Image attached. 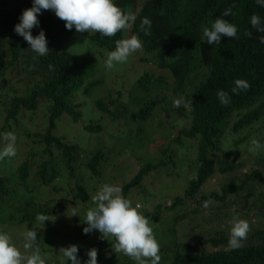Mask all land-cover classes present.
<instances>
[{"label":"trees","instance_id":"1","mask_svg":"<svg viewBox=\"0 0 264 264\" xmlns=\"http://www.w3.org/2000/svg\"><path fill=\"white\" fill-rule=\"evenodd\" d=\"M114 3L135 15L132 28L114 37L95 33L90 39L89 52L72 59L69 50L62 46L68 40L64 24H58L61 32H58L56 25L47 32L46 28L41 29L42 23L46 26L47 22H63L50 10L41 11L38 15L39 27L32 29L34 36L40 30L45 32L50 49L46 56H37L26 49L24 45L29 47L27 42L22 46L16 41L8 45L6 37L14 28V19L19 20L23 10L32 7L33 0H0V117L4 120L0 133L13 132L20 116L35 111L42 103L46 102L41 105L43 108L48 106V102L51 103L49 129L39 142L43 148L32 151L9 174L5 170L7 165L2 164L6 174H0V208L15 209L23 216V221L32 223L36 221L38 213L60 212L64 208L65 198H61L60 206L55 209L39 203L36 198L43 193L42 189L49 188L60 177L66 176V185L74 184V199L86 202L90 198L92 181L111 174L117 163L109 161L104 150L84 160L77 145L56 137L52 130L62 114L69 115L74 122L81 119L82 113L78 105H74V94L82 92L89 95L104 85V80H92L98 68L96 61L103 55L102 50L110 52L115 49L117 39L136 34L142 41L143 52L150 55V59L141 58V61L170 71L174 79L169 99L162 95L151 100L141 115L147 117L153 112L161 127L166 124L172 126L173 131L165 137H158L150 146L151 150L158 147V160L134 173L130 183L123 188L126 193L144 191V183L152 173L164 167L180 165L183 150L190 157L187 162L194 161L189 170L197 171V177L185 183L181 196L170 199L166 204L160 202L153 213L145 215L149 223L162 220L165 231L174 239L172 248L167 251L160 248V253L165 254L163 261H168V264H264V229H256L252 242L244 249L229 250L225 230L207 234L194 227V217L204 211L205 201L213 202L214 209L220 211L224 207L221 209L215 201L226 202L230 195L240 196L251 181L264 187V156L249 151L254 138L250 141V133L236 138L240 131L251 130L264 115V43L259 40L264 33L256 32L250 25L253 14L264 18V7L258 5L256 0H114ZM230 7L233 14L224 18L237 26L238 38L223 37L219 45L204 42L203 26H210L211 21ZM145 17L151 20L150 35L141 31V22ZM246 30L252 31L251 38L245 35ZM9 53L11 58H8ZM102 59L105 60V56ZM12 66L17 69V74L13 72L14 68L8 70ZM236 79L246 80L250 87L234 94L232 88ZM152 83L153 77L148 74L141 87L148 89ZM218 90L228 93L231 98L229 104L220 103ZM179 98H183L189 106L175 108L174 101ZM116 102L109 96L99 100L97 106L103 112L110 113L115 120L117 117L109 107ZM234 113L242 117L232 126L234 134L227 135V127ZM161 114L164 117L158 121ZM186 122H189V128H184L170 141L172 134ZM90 130L100 133L102 127L91 126ZM108 131V135L116 133ZM130 134V140L125 144L127 148L136 146L135 135ZM259 141L264 144V138ZM169 143L175 144V148ZM238 149L242 155H229L231 150ZM34 155L39 160L33 159ZM48 155L62 158V167L55 161L44 163L43 158ZM239 160V163H235ZM248 161H252L253 165L247 164ZM244 167H249L246 174L240 173ZM84 172L91 174L88 182L83 175L78 176ZM217 176L231 179L223 184L221 192L203 194L206 185ZM55 191L63 190L55 187ZM261 196L264 207V193ZM245 197L253 196L248 194ZM190 207L191 212L188 211ZM257 207L258 202L255 210ZM177 209L179 212L175 217H163V213L170 215ZM183 221H186L185 225H181ZM192 227L196 230L195 234ZM153 232L157 234L156 228ZM187 235H192L195 243L183 241L181 236Z\"/></svg>","mask_w":264,"mask_h":264},{"label":"rangeland","instance_id":"2","mask_svg":"<svg viewBox=\"0 0 264 264\" xmlns=\"http://www.w3.org/2000/svg\"><path fill=\"white\" fill-rule=\"evenodd\" d=\"M128 36L129 35H126V38H128ZM90 46L91 44H87L75 35L64 45V48L77 55H85L89 52L87 49H89ZM101 53L103 54L102 57L105 56V60L99 57V60L96 61L98 68L92 80L103 79L105 81L104 85L94 89V91L87 96H84L82 92L76 93L74 105H78V110L82 113L81 119L78 122H74L69 115L63 114L57 121V128L54 134L63 138L67 143L77 145L79 149L82 150L81 158L84 160H87L100 150L106 151L108 154L107 157L110 158L109 161L111 160L117 163L116 167L112 170L111 174H107L105 178L92 181L90 186V198L86 202L78 201L73 203L72 188L74 184L66 185V176L60 177L53 185L63 188L62 192L54 191L51 186L42 189L46 193L40 194L39 196L37 195L36 198L39 203L46 204L48 208H50L52 204L59 203L61 198H65L63 201L64 208L60 212H49L48 215L52 216L50 217L51 221H45L44 225L37 220L32 223L23 221V216L20 213H16L15 209L4 208V206L0 208V230L7 232L12 237L14 243L20 248L22 253L24 249L22 247L23 240L21 233L27 229H34L37 231V240L41 250L40 254L45 259L46 264H67L66 258L59 253V249L71 244L78 245V257L81 260V264H84L88 259L86 255L87 250L93 247L98 250V264H136L134 260L124 254L115 253L113 251L112 246L115 242L113 237L109 236L107 239H101V233L98 231H92L88 234L83 233V228L86 227V211L94 206L93 197L104 184L119 186L122 189V194L130 199L133 205L139 204L141 206L139 209L140 212L146 215L149 212L153 213L160 202L166 204L170 199L181 196L184 191L183 188L185 183L197 177L196 170H189L190 163L187 162V159L190 157L188 153L183 150L184 152L181 153L179 167H164V169L157 173H152L144 183V191L125 192L123 187L130 183L134 177V173L137 174L142 167L150 163H155L156 160H158V147L157 149L151 150L150 146L153 145L158 137H165L172 133L173 130L172 126L166 124L161 127L157 122L156 115H153V112L147 117L141 115L142 110L146 108L151 100L161 98L159 94H155L150 90H143L138 85L140 78L147 68L146 64L141 61V58L150 59V55L145 54L143 49H141L131 55L127 62L114 64L112 69H108L105 66V61L109 52L102 50ZM16 70L17 69L14 68L13 72L17 74ZM158 76L160 75L158 74ZM162 86H167V83H162ZM117 91H123L124 96L126 95V100L123 99L126 108H123V110L130 112L121 123L112 119L109 114L103 112L97 106L99 100L105 99L106 95H110L112 92L116 94ZM50 107L51 103L48 102L47 107L43 108V106H40L39 109L33 112H27L26 115L21 116L18 123H15L13 132L17 136V154L14 157L0 160V174L5 175V170L8 174L11 173L16 165L21 164L27 158L29 152L43 148V145H34L29 135L44 132L47 122L49 123ZM138 110L139 112L137 113ZM163 117L164 116L161 114L160 120L158 121H161ZM3 121V118L0 117V127L3 125ZM91 123L102 127L112 126L117 123L116 125L117 128L120 129V132L111 135H108L110 133L108 130H105L101 134L92 132L86 128V126ZM177 123H179V120ZM188 127L189 122H186V124L180 126L179 129L172 134L169 140L173 141L181 130ZM251 129H253V132L250 133V141L253 138L258 141L264 138V115L251 127ZM130 132L135 135L136 146H128L127 148L125 144L130 140ZM120 133L122 135H120ZM247 133L246 131H242L236 134V138L239 139L240 137H244ZM4 143L3 139H1L0 148L4 146ZM169 144L174 148L176 146L173 143ZM255 154L264 156V148L255 152ZM229 155L238 157L242 155V152L240 149L231 150ZM3 162L7 165L5 170L2 168ZM239 162L240 160L235 163ZM56 163L58 166L62 167L60 160H56ZM249 165H253V162L251 161ZM248 170L249 167L241 168L240 173L246 174ZM83 174L85 175V181L88 182L91 174L86 172ZM78 176L81 175L78 174ZM230 179V177L225 178L217 176L211 183L209 181L210 184L204 194H210L216 191L221 192L223 184L228 183ZM258 187L259 185L257 183H251L243 196L229 198L225 202V209L220 211H216L214 209L215 205L209 203L208 208L204 207L205 209L203 212L195 215L194 226L197 225L199 231H204L207 234L221 230H225L226 233L229 234L230 225L228 222L233 215L238 214L240 218L249 222L250 231L248 234L254 232L258 228L263 229L264 216L260 213H264L263 204L261 202V200H263L261 194L264 192L258 193ZM248 192H254L255 195L258 193V201H256L255 196L251 199H245L244 196H246ZM158 197H160V200ZM154 198L156 199L153 200ZM149 199L150 201L147 202ZM257 202V208H259L260 213L254 208ZM69 206L78 209V216L68 217L65 215ZM56 208H58V206H56ZM191 209L192 207H190L188 211L191 212ZM178 212L179 210L177 209L176 212L170 215L163 213V217H166V219L169 217L173 218ZM227 213H229L230 216H225ZM66 214L70 215L71 209H69ZM184 222L186 221L181 222V225H185ZM150 226L153 231L156 228L157 234L154 236L159 247L162 249L165 248V251H167L168 248H172L171 242L174 239L172 240V238L169 237V233L165 231L164 222L159 220L158 222L150 223ZM192 233H196L193 227ZM91 234L94 235L91 236ZM181 237L183 241L194 242L192 240V235ZM159 254L162 264V258L165 257V254L161 255L160 252ZM69 264H71L70 261Z\"/></svg>","mask_w":264,"mask_h":264},{"label":"clouds","instance_id":"3","mask_svg":"<svg viewBox=\"0 0 264 264\" xmlns=\"http://www.w3.org/2000/svg\"><path fill=\"white\" fill-rule=\"evenodd\" d=\"M256 3L264 7V0H256ZM233 7H235V5H233ZM42 10L53 11L56 17L63 21L56 23L47 22L46 26H43V23L41 25V29L46 28V32L48 30H52V26L56 25L59 29L58 32H61L60 26L58 24H64L66 31L68 32V40L64 41L62 46H64L75 35L87 44H90V39L95 33H99L100 35L106 37H114L122 31L130 30L136 19L135 15L131 11L125 12L114 3V0H33L32 7L23 10L19 20L14 19L12 26L14 28L6 37L8 45H11L16 41L20 46H22L25 44V42H27L29 47H26L25 45L24 47L29 51H32V53H35L37 56H46L48 54L50 49L48 47L45 32L40 30L37 35L34 36L32 34V29L39 27L40 21L38 19V15ZM232 14L231 7L225 9L221 16L216 17L213 21H211L210 26H203L202 38L204 42H207L209 45H219L223 37L238 38L237 26L228 19L224 18L229 17ZM250 25L251 28L255 29L256 32L264 33V18H261L258 14H253L251 16ZM145 26H147V28ZM150 27L151 20L145 17L141 22V31H144L145 35H150ZM245 35L251 38L253 33L250 30H246ZM259 40L261 43H264V35L260 36ZM142 46V41L136 34H131L128 36V38L117 39L115 41V49L110 51L107 55L105 61L106 68L112 69L114 64L127 62L131 55L142 49ZM69 52L72 55V59H75L76 56H79L71 51ZM8 58H11L10 53L8 54ZM146 66L147 68L145 69V73L139 80V87L143 89L141 84L149 74L153 77V83L149 85L148 89L143 90H150L155 94H159L160 96L164 95L169 99L174 85L173 76L169 74L170 71L160 70L151 64H146ZM13 68L15 67L12 66V68H9L8 70L11 71ZM158 74L160 76H158ZM164 82L167 83V86H162V83ZM249 87L250 85L246 80L236 79L234 81L232 92L234 94H238L239 91H246ZM109 96L112 97L113 100L117 101L114 105L109 107V110L117 117L115 120L121 123L130 114L129 111L123 110V108H126L123 101V99L126 100V95L124 96L123 91H117L116 94L112 92L110 95H106V97ZM217 97L222 105H227L230 103L231 98L224 90H218ZM181 106L187 108L189 105L185 103L183 98L176 99L174 101V107L180 108ZM108 114L111 116L110 113ZM169 117V114H167V118ZM241 117L242 115H237L236 113L232 115L227 127V135L234 134L232 126L234 123H238ZM19 119H21V116ZM57 121L56 127L52 130L53 135H55L54 132L57 128ZM116 124L117 123L107 127L101 126L102 131L100 134L105 130H111L113 132L119 133L120 129L117 128ZM90 125L94 127L98 126L97 124L95 125L92 123L87 125L86 128L89 131H91ZM48 129L49 123L47 122L44 132H38L29 135L30 140L34 145H41L39 143L42 139L41 136L45 135ZM242 131H246L248 133L253 132V130H250L249 128ZM0 138H2L5 142L4 146L0 148V160L16 156V134L12 131H8L0 133ZM261 148H264V144H261L260 141L253 139L251 141L249 151L257 152ZM53 151L56 153L55 149H53ZM31 153L32 152H29L28 155ZM33 159L39 160L37 155H34ZM43 159L44 163L47 164H50L51 162L53 163L54 161L56 162V160H60L61 162L64 161L62 158H58L56 156L52 157L49 155L45 156ZM193 162L194 161L188 162L190 163L189 167H191ZM246 163L250 164L249 161ZM80 175H83L85 178L83 173H80ZM253 182L256 183V181H251L246 190ZM257 184L259 185L258 193L264 192V187H262V185L259 183ZM53 185H51V188L55 191V187L57 186ZM61 189L63 190V188ZM207 189L208 185H206L204 188L203 194ZM244 192L240 196H243ZM43 193L46 192L43 191ZM258 193L255 195L254 192H248L247 195L249 194L255 196L256 201H258ZM237 197L239 196L230 195L228 196L227 200L229 198ZM244 198L251 199L252 197L246 198L244 196ZM78 201L79 200L74 199L73 203ZM93 202L94 206L89 208L85 214L86 227L83 228L84 234H88L92 231H98L101 233V239H107L109 236L113 237L115 241L112 246L113 251L115 253L124 254L125 256L134 260L136 264H161L159 244L154 236L149 219L140 212L139 209L141 206L139 204L133 205L132 201L122 194V189L119 186L112 184H104L93 197ZM215 203L216 205L220 206V208L223 206V209H225L226 207L225 202H221L220 200H218V202L215 201ZM56 206L59 207L60 203L52 204L51 207L55 209ZM203 207L208 208L209 202L205 201L203 203ZM69 209H71V214L67 215L66 213ZM256 210L259 212V208ZM66 213L65 215L68 217L78 216V209L76 207L69 206ZM260 214L264 216V213ZM50 217L52 216L48 215L47 213H38L36 215V220L44 225L45 221H51ZM228 223L230 225V230L229 234H225V236H227L226 238L228 240L229 250H235L238 248L244 249L248 243L252 242L253 237L255 236L254 234L256 233L251 232L248 234L250 231V224L247 220L240 218L237 214L233 215ZM194 227L199 230L197 225ZM93 235L94 234H91V236ZM21 237L23 240V253L21 252L20 248L16 246L12 237L7 232L0 230V264H46L45 259L40 254L41 250L37 240V231L34 229H27L21 233ZM78 251L79 247L76 244H71L67 247H61L59 249V253L64 258H66L67 264H69V261L71 264H81V260L78 257ZM86 255L88 256V259L84 262V264H98V250L95 247L88 249ZM163 259L164 258H162V264H168V261L164 262Z\"/></svg>","mask_w":264,"mask_h":264},{"label":"bare ground","instance_id":"4","mask_svg":"<svg viewBox=\"0 0 264 264\" xmlns=\"http://www.w3.org/2000/svg\"><path fill=\"white\" fill-rule=\"evenodd\" d=\"M97 118H98V116H97ZM154 122H155V121H154ZM120 135H122V134L120 133ZM127 142H128V141H127ZM73 143H74V142H73ZM138 153H139V152H138ZM138 153H137V154H138Z\"/></svg>","mask_w":264,"mask_h":264}]
</instances>
